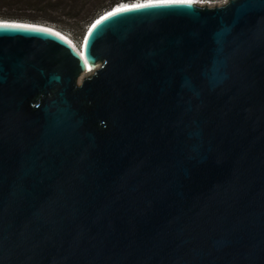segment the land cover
Masks as SVG:
<instances>
[{
	"label": "water",
	"instance_id": "obj_1",
	"mask_svg": "<svg viewBox=\"0 0 264 264\" xmlns=\"http://www.w3.org/2000/svg\"><path fill=\"white\" fill-rule=\"evenodd\" d=\"M132 2L0 19V264H264V0Z\"/></svg>",
	"mask_w": 264,
	"mask_h": 264
},
{
	"label": "trees",
	"instance_id": "obj_2",
	"mask_svg": "<svg viewBox=\"0 0 264 264\" xmlns=\"http://www.w3.org/2000/svg\"><path fill=\"white\" fill-rule=\"evenodd\" d=\"M132 1L137 0H0V19L55 25L74 30L83 38L97 17L120 3ZM23 10L33 15L19 17L18 12Z\"/></svg>",
	"mask_w": 264,
	"mask_h": 264
},
{
	"label": "rangeland",
	"instance_id": "obj_3",
	"mask_svg": "<svg viewBox=\"0 0 264 264\" xmlns=\"http://www.w3.org/2000/svg\"><path fill=\"white\" fill-rule=\"evenodd\" d=\"M211 1H214V2H222L224 0H211ZM18 15H20L19 17H24V18H27L29 17V15H33L31 11L29 10H23V11H19L18 12ZM4 20H7V19H4ZM11 20V19H10ZM28 21V20H27ZM29 22H32L29 20ZM54 29H56L57 31H59L61 34L65 35L69 40H71V42L74 43V45L76 46L77 49H79L81 47V44H82V39L83 38H80L77 34L76 31L74 30H71V29H59L57 26L55 25H48Z\"/></svg>",
	"mask_w": 264,
	"mask_h": 264
},
{
	"label": "snow or ice",
	"instance_id": "obj_4",
	"mask_svg": "<svg viewBox=\"0 0 264 264\" xmlns=\"http://www.w3.org/2000/svg\"><path fill=\"white\" fill-rule=\"evenodd\" d=\"M185 3H191V0H156V3H148L137 5V8H144V7H168V6H176L182 5ZM130 9H121L120 11H129Z\"/></svg>",
	"mask_w": 264,
	"mask_h": 264
},
{
	"label": "bare ground",
	"instance_id": "obj_5",
	"mask_svg": "<svg viewBox=\"0 0 264 264\" xmlns=\"http://www.w3.org/2000/svg\"><path fill=\"white\" fill-rule=\"evenodd\" d=\"M138 1V2H137ZM137 1H135L136 3H139V2H143V1H148V0H137ZM194 1H196L197 3H199V4H205V3H203V2H201V1H197V0H194ZM133 2H128V3H123L122 5H117L116 6V8L118 9V8H120L121 6V8H123V7H125V6H129V5H131ZM47 27H50V26H48V25H46ZM51 29H53V30H55V31H57L56 29H54V28H52V27H50ZM58 33H60L59 31H57ZM61 34V33H60ZM61 35H63V34H61ZM68 41H69V43L77 50V51H80V52H82V50H81V47L79 48V49H77L76 48V46L74 45V43L73 42H71V40H69L65 35H63Z\"/></svg>",
	"mask_w": 264,
	"mask_h": 264
},
{
	"label": "built area",
	"instance_id": "obj_6",
	"mask_svg": "<svg viewBox=\"0 0 264 264\" xmlns=\"http://www.w3.org/2000/svg\"><path fill=\"white\" fill-rule=\"evenodd\" d=\"M197 1H201V2H203V3H205V4H209V5H216V4H221V3H223L224 1H222V2H214V1H211V0H197Z\"/></svg>",
	"mask_w": 264,
	"mask_h": 264
}]
</instances>
